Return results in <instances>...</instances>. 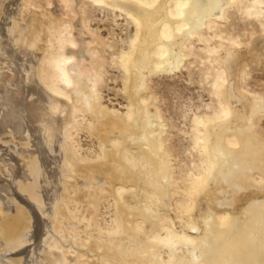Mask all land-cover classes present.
<instances>
[{
  "label": "bare ground",
  "instance_id": "6f19581e",
  "mask_svg": "<svg viewBox=\"0 0 264 264\" xmlns=\"http://www.w3.org/2000/svg\"><path fill=\"white\" fill-rule=\"evenodd\" d=\"M92 1L136 26L125 114L102 102L104 41L86 0H0V264H264V95L242 85L250 54L236 42L216 51L219 107L194 117L200 157L187 177L150 84L237 0ZM82 126L99 137L97 157L75 147ZM105 196L117 216L107 232Z\"/></svg>",
  "mask_w": 264,
  "mask_h": 264
},
{
  "label": "rangeland",
  "instance_id": "374dc122",
  "mask_svg": "<svg viewBox=\"0 0 264 264\" xmlns=\"http://www.w3.org/2000/svg\"><path fill=\"white\" fill-rule=\"evenodd\" d=\"M172 4L175 5L173 1ZM85 9L88 27L104 41L101 50L104 49L102 54L106 62L102 69L104 79L99 84L102 102L125 114L129 111L130 99L125 89L127 72L122 60L133 49L135 23L125 12L92 0H86ZM201 37L194 39L191 53L181 68L170 74L157 72L150 82L166 123L164 139L172 164L184 177L196 169L200 157L193 139L194 117L213 115L219 107L215 92L219 68L216 51H225L232 42L248 51L250 60L242 66L245 73L242 85L250 95H264V2L235 1L227 8L224 19L213 21L202 29ZM258 114L254 126L264 138V112ZM89 131L84 126L74 131V144L80 155L94 158L103 152V146L99 137ZM76 132H80L77 137ZM99 206L96 223L101 226L98 228L105 232L116 229V207L112 197H103Z\"/></svg>",
  "mask_w": 264,
  "mask_h": 264
}]
</instances>
